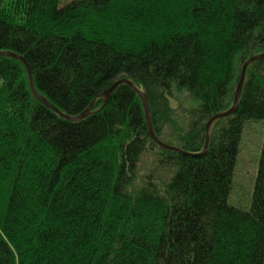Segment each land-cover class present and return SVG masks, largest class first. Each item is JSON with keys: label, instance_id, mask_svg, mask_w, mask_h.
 <instances>
[{"label": "trees", "instance_id": "16d2710c", "mask_svg": "<svg viewBox=\"0 0 264 264\" xmlns=\"http://www.w3.org/2000/svg\"><path fill=\"white\" fill-rule=\"evenodd\" d=\"M0 264H264V141L230 204L246 124L264 121V0H0ZM176 88V89H175ZM198 103L178 119L170 98ZM248 123V124H249ZM152 151L169 180L140 169Z\"/></svg>", "mask_w": 264, "mask_h": 264}, {"label": "rangeland", "instance_id": "374dc122", "mask_svg": "<svg viewBox=\"0 0 264 264\" xmlns=\"http://www.w3.org/2000/svg\"><path fill=\"white\" fill-rule=\"evenodd\" d=\"M171 103L175 110L173 114L178 116V119L185 117V114H187L192 108L198 106V103L194 100V98L191 97L190 93L186 90L173 91V94L170 98V105ZM230 109H227L225 112L229 111ZM152 110L153 109L150 105L151 117H153ZM210 120L205 123V126H207ZM248 123L246 124L242 136L240 153L233 174V189L229 201L230 204L237 206L241 209H248L250 207L251 197L253 194L255 179L261 156L262 145L264 141V121H252V123ZM146 124L148 126L147 120ZM153 129H155L154 124ZM149 137L151 138L150 134ZM157 161L158 155H156L154 152L152 153V151H149L143 157L140 163V169L143 171L142 174L154 173L155 178L161 177L162 179L169 180L171 177L170 172L165 169H161L159 164L157 165Z\"/></svg>", "mask_w": 264, "mask_h": 264}, {"label": "water", "instance_id": "95a60500", "mask_svg": "<svg viewBox=\"0 0 264 264\" xmlns=\"http://www.w3.org/2000/svg\"><path fill=\"white\" fill-rule=\"evenodd\" d=\"M0 56H6V57H11V58H15L19 61H21L28 73V77H29V84H30V88L31 91L33 93V95L44 105H46L47 107H49L51 110H53L55 113H57L58 115H60L61 117L65 118V119H69L72 121H80L82 119H84L87 115H89L92 112V107H90L87 111H85L83 114H81L79 117L77 118H68L65 115H63L55 106H53L45 97H43L41 94H39L34 86V79H33V73L32 70L30 68V65L28 64V62L21 56L16 55L14 53L11 52H0ZM262 58H264V53L260 54V55H256L251 57L243 66L242 69V73H241V78L239 80L238 86H237V90L235 93V97H234V101H233V105L231 107V109L227 112H223V113H219L215 116L212 117V119L208 122L207 126H206V133H205V137H206V142H205V146L203 151L200 154H195V153H189V152H184L182 149L174 147V146H170L165 144L164 142H162L158 137L157 134L155 132V129H153V124H152V117L150 114V102H149V98L148 95L145 91L139 89L136 84H134L133 81H131L130 79H122L118 82H116L108 91H106L102 97L105 99V101H107V99H109L112 94L116 91V89L122 85H127L129 87L132 88V90L138 95V97L140 98L142 105L144 107V111H145V115H146V120L148 123V128H149V134L151 136V138L153 139V141L161 148L169 150V151H173V152H178V153H182L183 155L186 156H198V155H203L206 153L208 145H209V139H210V130L212 125L223 118L229 117L231 115L234 114V112L237 109V106L239 104V100L245 85V81H246V75H247V70L248 67L250 65H252L253 63H255L256 61L261 60Z\"/></svg>", "mask_w": 264, "mask_h": 264}]
</instances>
